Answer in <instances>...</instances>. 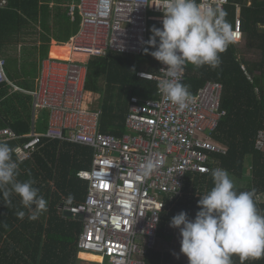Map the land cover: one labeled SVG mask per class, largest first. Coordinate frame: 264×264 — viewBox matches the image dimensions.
I'll return each mask as SVG.
<instances>
[{"label": "built area", "instance_id": "2783aa9c", "mask_svg": "<svg viewBox=\"0 0 264 264\" xmlns=\"http://www.w3.org/2000/svg\"><path fill=\"white\" fill-rule=\"evenodd\" d=\"M158 2L69 0L67 17L73 22L79 19L78 30L67 42L71 56L65 60L50 56L42 59L31 90L8 78L6 60L0 54V86L30 95L33 118L42 110L48 113L46 130L37 132L32 123L26 140L14 148L15 157L20 161L32 159L43 139L92 150L90 168L77 172V177L87 182L85 198L76 204L63 200L58 206L64 218H68L65 211L72 214V219L80 215L79 253L93 252L102 258H79L78 264H148L146 256L157 245L160 215L167 204L182 196L188 175L208 174L226 154V148L213 138L225 115L221 109L222 84L206 81L191 95L188 107L178 111L159 92L161 68L166 67L162 63L157 73H137L139 78L156 82V97H130L125 133L117 137L100 130L99 96L85 89L87 62L111 51L141 53L148 21H162L163 13L155 5H148ZM6 4V0H0V8ZM228 4L229 0L223 3L224 10ZM233 30L238 34L235 43H242L245 35L239 4H235ZM241 68L245 71L244 65ZM184 79L183 72L181 82ZM21 137L10 127H0V140L10 142ZM254 148L264 149V129L257 132ZM148 156L163 163L150 178L137 179L138 169Z\"/></svg>", "mask_w": 264, "mask_h": 264}, {"label": "trees", "instance_id": "16d2710c", "mask_svg": "<svg viewBox=\"0 0 264 264\" xmlns=\"http://www.w3.org/2000/svg\"><path fill=\"white\" fill-rule=\"evenodd\" d=\"M6 1V6L0 8V50L17 45L22 39L21 34H28L30 28L38 27L39 30V44L32 49L24 48L18 54L22 60L18 55L5 57L8 78L19 87L30 90L34 87L39 62L48 56L51 39L66 43L78 30L79 19L71 22L67 17V8L63 5L67 0ZM235 4L240 5L244 47L257 50L258 59L246 60L238 48L241 43H234L221 54V64L215 69L188 64L182 83L189 86L191 94L209 80L222 84L221 109L225 110V115L220 119L213 138L226 148V154L218 158L217 165L211 170L226 169L240 180L243 185L235 186L237 191L255 189L257 207L264 211V149L254 148L257 132L264 129V28L259 27L264 25V0H229L225 10L232 26ZM153 26L162 27V23L148 21L147 40ZM52 48L49 51L51 58L67 59L52 56ZM145 48L148 52L144 51ZM144 49L139 54L111 51L87 62L85 89L99 94L100 130L104 133L117 137L125 133L131 96L156 97V82L137 76L139 71L157 73L161 65L149 54L153 47L146 44ZM18 62L21 65L19 70ZM30 102L28 94L11 92L8 85H1L0 127L9 126L19 135L27 134ZM40 114L42 128H38L39 131L46 127L48 119L47 111L42 110ZM8 143L14 150L18 142ZM92 154L87 146L43 139L33 161H22L17 179L35 181L40 195L47 201V211L38 219L30 220L29 210L23 208L18 195L12 196L11 206L0 201V264H78L79 257H83L77 247L82 224L79 220L62 217L58 206L63 200L76 204L85 198L87 182L78 178L77 172L90 168ZM13 158L17 159L15 154ZM212 186L211 171L188 175L182 196L173 204H167L160 215L158 240L171 238L166 229L175 214L183 210L190 219L194 218L199 210V195L206 194ZM257 196L261 199L258 200ZM18 211L25 212L23 219L18 218ZM5 223L7 228L3 227ZM232 261L233 264H264V257L241 261L238 256H233ZM146 262L188 264L175 260L170 252L157 247L147 254Z\"/></svg>", "mask_w": 264, "mask_h": 264}, {"label": "clouds", "instance_id": "9594fccd", "mask_svg": "<svg viewBox=\"0 0 264 264\" xmlns=\"http://www.w3.org/2000/svg\"><path fill=\"white\" fill-rule=\"evenodd\" d=\"M226 0H159L155 5L162 13V27H151L149 54L166 67L158 89L165 101L183 111L191 100L189 86L182 83L188 64L196 68L207 65L215 69L221 64V54L238 39L223 8ZM158 38V39H157ZM148 52V48L144 49ZM14 150L0 140V201L8 207L12 196L18 195L29 219L36 220L47 211V201L31 178L19 180L22 161L13 158ZM163 161L148 156L138 169L137 179H148ZM213 186L197 201L199 210L194 218L185 211L175 214L170 227L179 229L180 252L188 264H233L264 257V211L257 207L255 189L237 191L229 172L223 168L211 170ZM85 181V180H84ZM162 206V205H161ZM20 219L24 211H18ZM7 228V224H3Z\"/></svg>", "mask_w": 264, "mask_h": 264}, {"label": "rangeland", "instance_id": "374dc122", "mask_svg": "<svg viewBox=\"0 0 264 264\" xmlns=\"http://www.w3.org/2000/svg\"><path fill=\"white\" fill-rule=\"evenodd\" d=\"M150 14H152V13H150ZM38 31H39L38 27L30 28V31L28 34L23 35V33H22V39L20 40V42L17 45L8 46L7 49H5L4 51L0 50V54L2 55V57L5 58L6 55L21 54L22 51L24 50V48L32 49L33 46H36L39 44L37 42V32ZM238 48L240 50V53L245 57L246 60L252 61V60L258 59V57H259V52L257 50L245 49L244 40L241 44H239ZM19 59L22 60V57L19 56ZM18 64H19V62L17 63V68L19 70L21 65L20 64L18 65ZM36 121H37L38 125L41 122L40 119H37ZM231 178L233 179L236 187H240L243 185V183L240 180H238L237 178H235L234 176H231ZM166 230H167V233L169 235H171V238L169 240H158L157 246H156L157 249L168 251L171 253L172 257L175 260L181 261L184 263H188L187 257L183 253L180 252V239H181V237L179 234V229L170 227V224H168ZM89 253L95 254L93 252H89ZM79 255L80 254H78V256ZM84 259L86 260V258H84Z\"/></svg>", "mask_w": 264, "mask_h": 264}, {"label": "crops", "instance_id": "0c3cea01", "mask_svg": "<svg viewBox=\"0 0 264 264\" xmlns=\"http://www.w3.org/2000/svg\"><path fill=\"white\" fill-rule=\"evenodd\" d=\"M69 0H67L66 2H65V4H63L64 6H66V4H67V2H68ZM51 5H53V3L51 2L50 3ZM71 21V20H70ZM71 22H73V21H71ZM22 35V34H21ZM24 35V34H23ZM56 42H58V41H56V40H54V39H51V41H50V45H49V51H50V49H51V47H53L52 48V52H51V54H52V56H54V57H59V58H69L70 57V55H71V52H70V48H69V46L67 45V42H66V44L65 43H62V42H58V43H61V44H64V45H58V44H56ZM39 43V42H38ZM49 51H48V56H49ZM47 56V57H48ZM38 70H39V65H38V68H37V73H38ZM31 90V89H30ZM19 92H21V91H19ZM21 93H24V92H21ZM26 94V93H25ZM95 94H98V93H95ZM30 96V95H29ZM98 96H99V94H98ZM98 103H100V102H98ZM100 106V105H99ZM41 111L40 112H38V114H36V116L33 118V116H32V112H31V102H30V113H29V131H28V133L27 134H29L30 133V131H31V129H32V123L34 124V129H35V131H38V132H44L45 130H46V128H47V122H48V119H47V121H46V127L45 128H43L42 130H38V128H42V126H41V124L39 123V125L37 124V119H40L41 120ZM34 120V121H33ZM33 121V122H32ZM3 127H9V126H3ZM11 128V127H10ZM12 129V128H11ZM13 130V129H12ZM14 131V130H13ZM27 134H23V135H20V136H22L20 139H18V140H14V142H18L17 143V145H19L20 143H22V142H24V140H26V138H25V135H27ZM19 135V134H18ZM23 140V141H22ZM16 145V146H17ZM28 161H33V159H29ZM82 258H88L89 260H96V261H99L100 260V258L99 257H96V256H91V255H88V254H85V253H83L82 254ZM107 263V262H106ZM105 263V264H106ZM108 264V263H107Z\"/></svg>", "mask_w": 264, "mask_h": 264}, {"label": "water", "instance_id": "95a60500", "mask_svg": "<svg viewBox=\"0 0 264 264\" xmlns=\"http://www.w3.org/2000/svg\"><path fill=\"white\" fill-rule=\"evenodd\" d=\"M64 214H65V216H67L68 218L72 216V214H71L69 211H65ZM73 218H74L75 220H79L80 215H79V214L74 215Z\"/></svg>", "mask_w": 264, "mask_h": 264}, {"label": "bare ground", "instance_id": "6f19581e", "mask_svg": "<svg viewBox=\"0 0 264 264\" xmlns=\"http://www.w3.org/2000/svg\"><path fill=\"white\" fill-rule=\"evenodd\" d=\"M68 46H69V44H67ZM69 48H70V46H69ZM71 56V55H70ZM68 59V58H67ZM81 253H85V254H88V255H91V256H96V257H99L100 258V260L102 259L101 258V256H98V255H96V254H92V253H89V252H81ZM86 260H89L88 258H86ZM99 260V261H100ZM91 261H96V260H91Z\"/></svg>", "mask_w": 264, "mask_h": 264}]
</instances>
